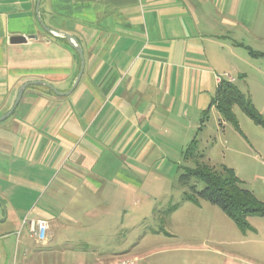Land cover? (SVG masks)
I'll return each instance as SVG.
<instances>
[{
	"label": "crops",
	"instance_id": "obj_1",
	"mask_svg": "<svg viewBox=\"0 0 264 264\" xmlns=\"http://www.w3.org/2000/svg\"><path fill=\"white\" fill-rule=\"evenodd\" d=\"M245 1L251 4L41 0L42 23L74 36L82 49L83 71L71 89L79 56L65 38L41 27L36 0H0V116L11 110L0 121V205L6 208L0 261L69 264L64 254L47 250L53 240L52 200L83 184L96 191L105 164H117L114 175L122 180H137L132 173L142 172L149 149L197 136L221 78L217 71L228 49V27L238 26L245 15L254 18ZM12 36L25 41L11 42ZM47 190L51 193L44 196ZM37 219L48 224L43 242L31 230ZM119 258L141 260L123 253L103 260Z\"/></svg>",
	"mask_w": 264,
	"mask_h": 264
},
{
	"label": "rangeland",
	"instance_id": "obj_2",
	"mask_svg": "<svg viewBox=\"0 0 264 264\" xmlns=\"http://www.w3.org/2000/svg\"><path fill=\"white\" fill-rule=\"evenodd\" d=\"M249 1L252 5L245 1L246 6H252L254 18L245 15L238 26L228 27V49L217 74L233 78L264 119V0ZM232 110L237 125L210 108L197 130L198 150L211 165L233 168L241 185L264 201V129L238 105ZM187 143L149 149L139 166L142 172L132 173L137 180H122L114 175L117 164H105L96 191L83 184L53 199V240L47 250L64 254L69 264L86 257L102 258L95 264L109 262L103 259L119 253L137 255L140 264H264V216L248 217L247 226L240 227L206 200L183 199L186 188L178 177L182 166L191 165L181 158ZM193 183L198 190L203 187ZM124 184L128 192L121 194ZM173 205L176 209L167 213ZM0 206L2 220L6 208ZM65 215L73 221H66ZM9 250L6 244V255Z\"/></svg>",
	"mask_w": 264,
	"mask_h": 264
},
{
	"label": "trees",
	"instance_id": "obj_3",
	"mask_svg": "<svg viewBox=\"0 0 264 264\" xmlns=\"http://www.w3.org/2000/svg\"><path fill=\"white\" fill-rule=\"evenodd\" d=\"M238 105L241 110L257 125L264 129V119L255 109L251 101L230 80L220 78L208 107L203 110L200 127L203 126L208 111L213 106L217 109L221 119L236 124L233 106ZM183 161L191 165L182 166V173L178 177L179 183L186 188L183 199L197 202L203 199L218 206L238 226L246 227L247 218L251 216H264V201L241 185L233 168L220 164L211 165L203 151L198 150V139L195 135L181 152ZM203 184L197 189V184ZM176 205L168 208L167 213L176 209Z\"/></svg>",
	"mask_w": 264,
	"mask_h": 264
},
{
	"label": "water",
	"instance_id": "obj_4",
	"mask_svg": "<svg viewBox=\"0 0 264 264\" xmlns=\"http://www.w3.org/2000/svg\"><path fill=\"white\" fill-rule=\"evenodd\" d=\"M40 1L41 0H36V6H35V12H36V18H37V21L39 22V24L41 25V27L47 31V32H52L58 36H61L63 38H65L68 42V44L71 46V48H73V50L78 54L79 56V59H80V66H79V71H78V74H77V77L75 79V82L72 86L71 89H73L75 87V85L77 84L81 74H82V71H83V67H84V56H83V52H82V49L81 47L77 44L76 42V39L74 36L70 35L69 33L67 32H64V31H59V30H53V29H50L49 27L45 26L42 21H41V18H40V14H39V4H40ZM10 41L11 42H23L25 41V38L22 37V36H12L10 38ZM32 84H44V85H47L49 88H51L54 92H57L55 90V88L53 86H51L50 84L46 83V82H43V81H33V82H30ZM27 85V83L23 84L22 86H20V88L18 89V94H17V98H16V101H15V104L18 102L25 86ZM59 93V92H57ZM62 94V93H61ZM14 104V105H15ZM11 111V110H10ZM7 112L3 115L0 116V121L4 118H6L8 116V114L10 113Z\"/></svg>",
	"mask_w": 264,
	"mask_h": 264
},
{
	"label": "built area",
	"instance_id": "obj_5",
	"mask_svg": "<svg viewBox=\"0 0 264 264\" xmlns=\"http://www.w3.org/2000/svg\"><path fill=\"white\" fill-rule=\"evenodd\" d=\"M31 230L38 241L43 242L45 240V232L47 230L48 224L44 219H37L30 222ZM97 264H136L133 258H119L109 262H99Z\"/></svg>",
	"mask_w": 264,
	"mask_h": 264
}]
</instances>
